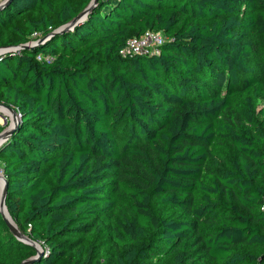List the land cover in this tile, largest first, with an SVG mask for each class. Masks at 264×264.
Returning <instances> with one entry per match:
<instances>
[{
    "label": "trees",
    "instance_id": "trees-1",
    "mask_svg": "<svg viewBox=\"0 0 264 264\" xmlns=\"http://www.w3.org/2000/svg\"><path fill=\"white\" fill-rule=\"evenodd\" d=\"M91 1L0 9L19 117L0 168L29 264H264V0H97L59 32ZM146 31L158 54H119ZM35 255L0 214V264Z\"/></svg>",
    "mask_w": 264,
    "mask_h": 264
},
{
    "label": "water",
    "instance_id": "water-1",
    "mask_svg": "<svg viewBox=\"0 0 264 264\" xmlns=\"http://www.w3.org/2000/svg\"><path fill=\"white\" fill-rule=\"evenodd\" d=\"M10 0H2L0 1V9H2ZM97 0H92L90 4L87 6L85 10H83L77 17H75L71 22L68 24L62 26L59 29V32H66L73 28L76 24L81 22L85 17L87 16L88 12L92 9V7L96 4ZM57 32V31H56ZM55 32V33H56ZM0 108L5 109L11 114L12 121L11 124L5 128L1 133H0V145L13 133L14 129L17 127L19 117L17 113L11 109L10 107L4 106L0 104ZM0 179L2 180V185L0 184V214L3 217L7 227L9 230L13 233V235L21 242L26 243L30 246H32L36 250V255L32 258H29L28 260L24 261L22 264H29L33 260H35L37 257H40L42 254V249L41 247L33 242L29 237L23 235L17 228L15 222L12 220L10 217L7 208L5 206V198H6V193H7V180L5 179L4 175H0ZM4 211H6L7 215H5Z\"/></svg>",
    "mask_w": 264,
    "mask_h": 264
},
{
    "label": "built area",
    "instance_id": "built-area-1",
    "mask_svg": "<svg viewBox=\"0 0 264 264\" xmlns=\"http://www.w3.org/2000/svg\"><path fill=\"white\" fill-rule=\"evenodd\" d=\"M166 38L160 32L154 31H146L143 35L139 37H133L129 39L125 46L120 50L119 54L122 57L142 55L148 56L152 54L159 53V47L166 42ZM14 51L17 50L13 49ZM7 50H0V52H4ZM42 58L38 57V60ZM5 109L0 108V125L2 127L7 128L12 121V117L7 114ZM3 174L2 169L0 168V175ZM261 211H264V205L261 207Z\"/></svg>",
    "mask_w": 264,
    "mask_h": 264
},
{
    "label": "bare ground",
    "instance_id": "bare-ground-1",
    "mask_svg": "<svg viewBox=\"0 0 264 264\" xmlns=\"http://www.w3.org/2000/svg\"><path fill=\"white\" fill-rule=\"evenodd\" d=\"M6 113L9 114L8 112H6ZM9 115H10V114H9ZM10 116H11V115H10ZM0 184L2 185V180H1V179H0ZM4 213H5L6 216H8L7 213H6V211H4Z\"/></svg>",
    "mask_w": 264,
    "mask_h": 264
}]
</instances>
